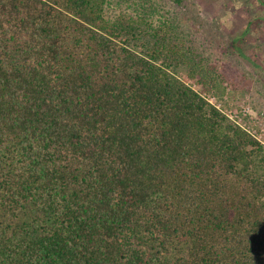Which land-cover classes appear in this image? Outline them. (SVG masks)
<instances>
[{"label":"trees","instance_id":"trees-1","mask_svg":"<svg viewBox=\"0 0 264 264\" xmlns=\"http://www.w3.org/2000/svg\"><path fill=\"white\" fill-rule=\"evenodd\" d=\"M114 1L135 16L0 0V264H264V146L150 1Z\"/></svg>","mask_w":264,"mask_h":264},{"label":"rangeland","instance_id":"rangeland-1","mask_svg":"<svg viewBox=\"0 0 264 264\" xmlns=\"http://www.w3.org/2000/svg\"><path fill=\"white\" fill-rule=\"evenodd\" d=\"M147 1L150 3L146 4L148 11L145 12H153L154 23L159 26L165 23L182 42L197 50L208 70L219 75L221 89H210L199 78H190L187 67H181L180 77L230 120L264 142L263 2L183 0L175 4L173 0H144ZM122 2L119 5L112 0L108 12L111 19L120 15L135 16L132 4ZM240 38L249 57L241 58L238 47L242 42L235 44ZM143 40L141 37L140 41L131 42V47L140 51Z\"/></svg>","mask_w":264,"mask_h":264},{"label":"built area","instance_id":"built-area-1","mask_svg":"<svg viewBox=\"0 0 264 264\" xmlns=\"http://www.w3.org/2000/svg\"><path fill=\"white\" fill-rule=\"evenodd\" d=\"M208 100V99H207ZM211 104H213L210 100H208ZM214 105V104H213ZM216 106V105H215ZM217 107V106H216ZM218 109H220L219 107H217ZM224 113V112H223ZM225 114V113H224ZM226 115V114H225ZM227 116V115H226ZM228 117V116H227ZM229 118V117H228ZM236 123V122H235ZM239 125V124H238ZM240 126V125H239ZM240 127H242V126H240ZM243 128V127H242ZM244 129V128H243ZM245 130V129H244ZM254 137H256V136H254ZM256 139L257 140H259L263 145H264V142H262L260 139H258L257 137H256Z\"/></svg>","mask_w":264,"mask_h":264}]
</instances>
